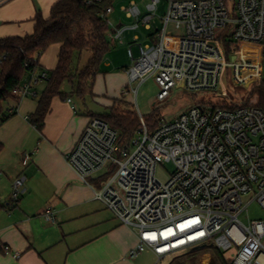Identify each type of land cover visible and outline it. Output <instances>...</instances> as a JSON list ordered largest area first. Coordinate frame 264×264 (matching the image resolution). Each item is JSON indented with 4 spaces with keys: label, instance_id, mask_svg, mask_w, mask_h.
<instances>
[{
    "label": "built area",
    "instance_id": "1",
    "mask_svg": "<svg viewBox=\"0 0 264 264\" xmlns=\"http://www.w3.org/2000/svg\"><path fill=\"white\" fill-rule=\"evenodd\" d=\"M167 1L162 29L147 44L139 43L135 35L128 49L133 60L127 70L130 82L140 85L154 77L160 87L159 100L177 88L209 92L221 100L197 102L171 121L157 120L153 129L140 115V127L130 138L121 137L104 119L91 116L67 161L93 188L95 199L138 232L130 257L151 250L162 258L210 245L225 254L235 249L229 264H264V219L241 220L253 203L264 209V110L255 102L229 100L222 83L227 68L235 70V62L245 63L240 59L246 45L259 47L256 78L264 76V0H233V7L231 0ZM159 2L152 0L147 6L150 13L144 16L135 1L124 7L136 23L110 30V41L122 42L129 28L138 29L141 24L151 29ZM112 12L109 5L104 15L108 18ZM171 22L183 27L184 34L168 36ZM226 40L238 50L231 59L225 52ZM134 46H138V55ZM4 59L0 56V63ZM48 79V70H35L14 89V95L37 98V87ZM132 91L137 93L136 88ZM67 101L73 102L72 98ZM72 108L77 111L74 104ZM34 153H24L23 166L29 165ZM167 162L173 163L174 171L163 182L157 169ZM25 180L24 175L14 180L12 204L25 193ZM55 212L47 211L46 220L54 221ZM4 251L12 253L9 246Z\"/></svg>",
    "mask_w": 264,
    "mask_h": 264
},
{
    "label": "crops",
    "instance_id": "2",
    "mask_svg": "<svg viewBox=\"0 0 264 264\" xmlns=\"http://www.w3.org/2000/svg\"><path fill=\"white\" fill-rule=\"evenodd\" d=\"M57 1L0 0V39L32 34L38 10L48 18ZM59 51V44L51 45L39 59L40 68L55 69ZM70 98L72 104L53 98L42 130L29 118L39 96L5 104L6 111L16 113L0 124V264H133L138 257L128 255L138 232L95 199L93 188L67 161L90 120V111L78 110L74 95ZM25 152H35L28 166L22 164ZM20 175L26 177V191L15 205L12 186ZM49 210L56 211L54 221L45 218ZM5 246L12 253H5Z\"/></svg>",
    "mask_w": 264,
    "mask_h": 264
},
{
    "label": "trees",
    "instance_id": "3",
    "mask_svg": "<svg viewBox=\"0 0 264 264\" xmlns=\"http://www.w3.org/2000/svg\"><path fill=\"white\" fill-rule=\"evenodd\" d=\"M109 5L111 0L98 4H91L88 0H58L48 18L38 10L32 34L0 39V56L5 57L0 63V124L16 113L5 110L6 102L17 97L14 89L35 70H43L39 59L53 44L60 45L58 64L48 71L49 79L39 96L38 107L29 116L31 123L42 130L54 97L67 100L73 95L84 98L93 93L97 75L103 72L104 58L111 50V27L104 15ZM224 47L228 59L238 51L232 48L231 40H226ZM84 50L91 52L90 58L83 67H75V59L80 58ZM66 82L71 86L70 92L62 89ZM254 88L253 93L258 96L257 105L264 110V76ZM90 116L104 119L123 138H130L140 127V119L134 109L121 110L115 104L102 114L90 112ZM207 247L213 251L210 264H229L226 254L210 245L193 247L188 251L187 259L178 258L171 264H198Z\"/></svg>",
    "mask_w": 264,
    "mask_h": 264
},
{
    "label": "rangeland",
    "instance_id": "4",
    "mask_svg": "<svg viewBox=\"0 0 264 264\" xmlns=\"http://www.w3.org/2000/svg\"><path fill=\"white\" fill-rule=\"evenodd\" d=\"M132 1H135L141 8L142 16L150 13L147 6L152 0H111L113 12L108 14V20L114 24L111 26V30L121 25L132 26L136 23V18L128 17L126 11L123 10L124 7H129ZM230 5L233 7V0L230 1ZM167 11L168 1L160 0L154 11L155 15L150 21L151 29H147L144 24H141L138 29L129 28L124 33L122 42L117 41L112 43L110 41L111 50L104 58L101 66L103 72L95 82L93 93L87 94L84 98L74 95V100L79 106L78 110H85V113L90 111L94 114H102L108 111L114 104L121 110L131 108L137 112L138 116L143 115L149 127L153 129V125L157 120L164 119L171 121L189 111L197 102H218L221 100V97L209 92H193L178 88L175 89L172 95L167 99L159 100L158 94L160 92V87L154 77L147 78L140 85L138 81L133 83L130 82L127 70L133 65V60L128 55V49L130 45L133 44L135 35H139V43L147 44L151 42L150 36L156 35L164 26ZM183 34V27L177 28L172 22L168 25V36H181ZM168 41L172 42V39H168ZM169 42H167V44H169ZM134 52L138 55V46H134ZM90 56L91 52L89 50H84L81 57L77 59L76 65L80 68L83 67ZM240 60H244L245 63L237 61L234 66L235 70L230 67L222 74L223 86L227 88V98L238 103H258V96L254 95L253 90L255 89L254 86H256V82L261 80L256 78L260 74L261 56L259 47L246 45L243 53H241ZM106 62H109L110 65L107 66ZM235 78L236 81L242 83L238 84ZM43 85L44 84L38 89L39 96L42 94ZM133 88L137 89V93L132 91ZM62 89L65 92H70L71 86L66 82ZM173 171V163L167 162L158 166L157 177L161 181L166 182ZM248 218L264 219V209H262L258 203L251 204L248 210L241 215V220L244 222H248ZM189 250L190 249L172 253L162 258L153 251L146 250L135 258L136 260L133 264H171L178 258L183 260L187 259ZM234 255L235 249L226 253L228 259L233 258ZM212 256L213 251L211 247H207L206 252H203L200 256L198 264H210Z\"/></svg>",
    "mask_w": 264,
    "mask_h": 264
}]
</instances>
